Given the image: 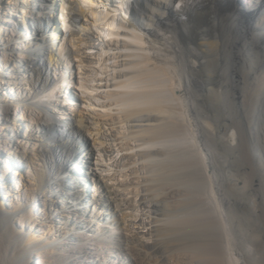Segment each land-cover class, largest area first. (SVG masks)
<instances>
[{"label":"bare ground","instance_id":"bare-ground-1","mask_svg":"<svg viewBox=\"0 0 264 264\" xmlns=\"http://www.w3.org/2000/svg\"><path fill=\"white\" fill-rule=\"evenodd\" d=\"M245 2L247 13L234 0H0V172L27 166V179L13 174L27 184L0 201V264H28L32 252L40 264H79L59 248L82 235L57 210L79 204L81 186L67 185L63 163L85 131L104 155L123 151L110 169L119 186L94 174L101 213L75 209L118 231L107 230L118 255L140 264H264V0ZM17 27L37 41L15 38ZM52 33L60 36L48 44L43 35ZM74 65L85 101L67 110L55 93L75 79ZM188 126H200L199 144ZM189 145L202 172L199 259L164 245L161 229L192 215L169 214L184 194L175 171L190 160ZM135 213L151 225L141 235L151 242L125 233ZM103 230L90 239L91 256L102 254ZM79 245L73 251L87 255Z\"/></svg>","mask_w":264,"mask_h":264},{"label":"rangeland","instance_id":"rangeland-1","mask_svg":"<svg viewBox=\"0 0 264 264\" xmlns=\"http://www.w3.org/2000/svg\"><path fill=\"white\" fill-rule=\"evenodd\" d=\"M252 1H254V0H252ZM257 1L258 0H256V3H257ZM245 3H246L245 0H234V3H233L234 10H237V8L240 7V8H243L244 12H246V13L251 11L252 10V8H250L251 6H249L247 4H246L247 6H245L244 5ZM13 33L15 35L14 36L15 38L17 35H23L24 40L30 37L31 40L37 41L36 38L38 37L37 33L32 32L31 30H25L23 28L19 29L18 27L13 28ZM56 36H60V35L57 33L44 34L43 40L46 43L50 44L52 39ZM13 42L14 41H11V43H13ZM39 43L40 42H38V44ZM39 66L44 68V70L47 73V76L49 77V80L50 79H52V80L57 79V75L55 73L54 66L50 65V63H48L47 61H44V62L39 63ZM77 72H78V67L74 65V69H73L72 73L69 72L68 74H69V77H72V78L75 77L76 80L70 79V81H69L70 83L68 82L69 84H67V81L63 82L62 92L55 93L58 96L60 95L59 96L60 99H62L65 102L64 106H66L68 108L67 110H74L75 106H77L76 104L84 105V103L82 102L84 100V97H83L84 94L82 93L83 89L80 88L78 85V77H80V75ZM1 85L7 86L5 84H1ZM71 92H75V94L78 96V100H77L78 103L76 102L75 99H72ZM54 114L56 115V119L59 118L60 120H62V119L65 120V115H64L62 110H57V111H55ZM188 127L190 128V131L193 129L191 132H192V134L195 135V138H197L194 141H197V143L199 144L200 138L198 136H200L199 135L200 129L198 127H200V126H191V127L188 126ZM193 127L195 128V131H194ZM193 132H195V133H193ZM20 133H24V131H20ZM191 143H194V142L192 140H190L189 144H191ZM132 144H134V143H132ZM192 145H189V152L191 154V156H189V158L191 157L190 158L191 161L190 160L187 161L188 165L186 164L184 168H182V169L178 168L175 171V173L177 174L176 178H178L180 181L178 186H180L181 189H183L184 194L182 197L180 196V200H177V202L172 203V207H170L171 209L169 208V214L170 215H172V214L175 215L174 213L182 215V214L188 213L189 209H190L189 212H192V215H190L188 218H184V220L182 219L179 221H172L173 223L171 221H169L170 220L169 219L166 222H163V224L161 223L162 224L161 229H162V231H164L163 226H165V230H168V232H169V230H171L170 228L173 229L169 233L167 232L170 236L166 233V234H164L165 238L162 237L164 239L163 240L164 245L174 244V245H176L174 248L175 252H181L182 251L183 253H186L187 255H189L190 258L192 257L194 259H199L200 258L199 254L202 251L201 247H202V244H204L203 242L205 241V237H203L204 235L202 232L203 230H202V225H201L202 221H203L202 215H200V213L198 211L200 209L196 210L197 207H200L198 205L201 204L200 203L201 202L200 192L202 190V188H201L202 187V185H201V177H202L201 173L202 172H201V167L199 166V165H201L199 163V161H200L199 155H198V153H196L198 151L196 149L197 145H196V147L193 146L194 148L192 147ZM191 147L194 150L196 149L197 151L192 150ZM193 152H195V153H193ZM72 153H73V157H72L73 159L71 158L68 161H65L63 163L64 169H66V171L64 172V180L66 181L67 185L73 183L75 186H77L78 184H79V186H81L79 189L77 186V189L79 190V192L81 194L80 199H79V204L76 205V208L65 207L62 210L59 209L57 211L59 213H61V214H59L61 217H63V216L67 217L68 220L73 223L74 230L72 232H76L75 234L80 233L83 236L82 237L80 235L81 237L78 238L79 239L78 242H80L79 244H81V243L84 244L83 245L84 249H87L86 250L87 255L79 257L78 253H75L73 251L76 247H78L79 244H76L75 241L69 242L68 239L70 238V236L68 237V239L64 240L65 248L64 249L59 248L60 253L64 254V258H66L70 253L74 254L73 255L74 257H78L76 259V261L79 264H140V262L137 261L138 260L137 258L135 259L133 257L127 256L124 254L118 255V252H114V249H116V248L111 247L109 244H107V239H108L107 230L108 229L112 230V233L114 235L118 234V231L116 229H111L109 226H105L103 218L92 217L90 215L89 209H87L85 214H83V216H81V217H79L80 214H78L75 211V209L81 210V208H85V207H89V208L95 207L96 212L101 213V210H99L100 205L97 204L98 200L100 199L99 193H100L101 188H99V186L97 185V183L95 181L94 174L100 173V174H103L105 176H107L109 174V176H111L110 177L111 178L110 183L115 185V186H119V183L121 182L122 177L118 173H116L115 175L114 174L111 175L113 173V171L110 169L114 168L115 161L119 159V157L123 154V151L117 152V153H116V151H114L111 154L108 153V154L104 155L103 153L98 151L97 146L95 148L94 137L91 136V134L89 132L85 131L83 137H80L78 139L76 145L73 146ZM84 160H86V161L88 160L87 163H85L88 165V168H86V166L83 165L82 162ZM57 164L58 163L54 162V165H57ZM189 164H190V166H189ZM26 170H27V166L24 164V165H20V167L9 166L8 168H5L4 174L2 172H0V175L3 176L2 180H1L2 183L0 181V201H1V199L5 200L6 196H9V195H11L10 197L14 198V196H16L15 193H16L17 188H19V187L21 188V186L23 184H27V182L22 183L21 181H18L17 176L16 177L13 176L14 172H16V173L26 175V179H27ZM128 172L129 171H127L126 173H128ZM190 173H192V174H190ZM11 175L13 177H11ZM186 176H188V177H186ZM23 177L24 176H22V178ZM127 182H129V181H127ZM21 183H22V185H21ZM6 191H8V195H5ZM1 196L4 198H1ZM129 197L131 198L132 195L130 194ZM175 203H176V205H175ZM59 204H60V202L58 201V205ZM196 204H198V205H196ZM191 206H192V209H194V210H192L190 208ZM195 206H197V207H195ZM176 207H178V208H176ZM128 213L130 214L132 212L128 210ZM135 214L138 215L139 213H135ZM139 218L145 219V216H139L138 215L137 220H136L137 222L132 227L131 232L125 231V233H127L131 236L135 233L138 234L139 237L141 235L147 236L148 230L151 229V225H145L146 227L143 228L142 226L144 224L142 225V223L139 221ZM129 219H131V217H129ZM164 219H165V217H164ZM77 222H81V223L83 222V224L87 226V228L85 229L86 231H84V229L82 230V228H79V226L77 225L78 224ZM146 222L147 221H145V223ZM168 227H170V228H168ZM89 228H91L93 230L91 231V229H90V231H87ZM101 229H104L103 230L104 235H103V239H102V241L104 243L101 244V246H100L102 254L99 256H97V255L91 256L90 253L92 254L95 251V247L93 244H90L92 241L90 239L93 238L94 233L102 232ZM37 235L39 237L41 235V232H38ZM140 238H142L144 242H151V240H152L151 237L147 238V237L141 236ZM99 240H100V238H99ZM168 241H170L171 243ZM200 241L201 242L203 241V242L201 243ZM79 246H81V245H79ZM46 247L49 248V245H47ZM178 247H179V249H178ZM96 249L98 250L99 248H96ZM109 250H110V252L108 253ZM193 255H194V257H193ZM196 255H198V256H196ZM38 259H39V257H36L32 252V254H30V259H29L28 264H40L38 262ZM151 264H162V263L161 262L160 263L153 262Z\"/></svg>","mask_w":264,"mask_h":264}]
</instances>
